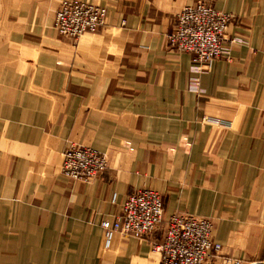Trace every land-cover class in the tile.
Instances as JSON below:
<instances>
[{"label":"crops","instance_id":"1","mask_svg":"<svg viewBox=\"0 0 264 264\" xmlns=\"http://www.w3.org/2000/svg\"><path fill=\"white\" fill-rule=\"evenodd\" d=\"M61 1L0 0V264H159L163 224L105 246L101 223L139 189L161 195L164 220H210L218 256L264 264V0H82L107 20L75 41L53 27ZM204 2L234 20L198 97L167 35ZM70 147L106 170L67 179Z\"/></svg>","mask_w":264,"mask_h":264},{"label":"built area","instance_id":"2","mask_svg":"<svg viewBox=\"0 0 264 264\" xmlns=\"http://www.w3.org/2000/svg\"><path fill=\"white\" fill-rule=\"evenodd\" d=\"M107 10L82 0H63L54 15L53 27L60 37L79 39L95 34L106 24ZM234 17L215 10L210 3L185 7L176 17L167 42L174 51L191 56L187 90L198 97L204 95L200 85L203 69L224 54L225 33ZM230 44H245L233 37ZM107 167L104 155L88 147H70L63 155L61 173L71 181L89 183L97 179ZM115 197H113V201ZM163 199L150 189L133 191L121 206L113 222L101 223L105 246L113 235L149 237L163 224V237L150 242L152 252L159 255V264H207L212 257L219 264H240L228 256H218L221 245L212 238V223L186 214H173L164 220Z\"/></svg>","mask_w":264,"mask_h":264}]
</instances>
